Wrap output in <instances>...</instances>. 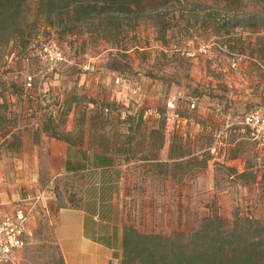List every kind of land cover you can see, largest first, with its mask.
Listing matches in <instances>:
<instances>
[{
  "label": "rangeland",
  "instance_id": "374dc122",
  "mask_svg": "<svg viewBox=\"0 0 264 264\" xmlns=\"http://www.w3.org/2000/svg\"><path fill=\"white\" fill-rule=\"evenodd\" d=\"M37 3L27 0L19 35L0 49V166L8 184L15 186L34 143L57 137L111 150L126 163V229L155 235L159 218L164 231L174 202L180 227L157 234L187 240L210 216L225 227L264 219V144L235 125L225 136L206 120L213 105L219 118L230 109V122L264 107V0H141L129 14L111 15V25L104 16L75 33L50 26ZM48 42L69 61L59 76L26 90L23 74L48 66L34 55ZM136 114L143 121L131 128ZM228 155L245 171L231 172ZM11 264H64L54 220L35 227Z\"/></svg>",
  "mask_w": 264,
  "mask_h": 264
},
{
  "label": "crops",
  "instance_id": "0c3cea01",
  "mask_svg": "<svg viewBox=\"0 0 264 264\" xmlns=\"http://www.w3.org/2000/svg\"><path fill=\"white\" fill-rule=\"evenodd\" d=\"M51 76L53 79L59 76V73L55 71ZM46 84L47 82L43 86ZM39 86L35 84V88ZM25 89L27 90L26 87ZM255 108H262L264 111V107L260 105L250 111ZM207 111V123L225 136L229 135L235 126L242 131H250L238 123L233 124L235 126H228L231 124L230 109L221 112V118L215 114L214 105ZM245 113L247 112H241V115ZM183 120L186 121L187 118ZM226 161L231 172L245 171L239 157L228 155ZM5 169L4 165L0 166V221L6 215L15 213L20 205L19 199L27 194L45 191L36 218L28 224L26 246L31 242L35 227L42 223L44 218H48L54 220L55 236L64 264H122L127 226L125 218L127 165L115 152L95 148L87 142L44 137L33 144L30 160L25 163V168L23 169L22 165L17 168L21 170H17L18 178L14 187L7 183ZM185 181L186 184L189 183L188 179ZM193 182L191 179L189 183L192 188L195 187ZM208 182L209 186H213L211 174ZM194 198L195 194H192L190 199ZM174 203L177 206L174 221L170 222V219L168 222L164 221L167 229L163 231L160 227L163 222L158 218L154 221L157 228L153 233L171 235L176 227H180L181 208L179 202ZM170 206L169 203L168 211ZM161 213L159 207L158 215ZM186 218H189L188 214L185 215ZM134 227L138 228L139 225ZM21 249L15 251V257Z\"/></svg>",
  "mask_w": 264,
  "mask_h": 264
},
{
  "label": "trees",
  "instance_id": "16d2710c",
  "mask_svg": "<svg viewBox=\"0 0 264 264\" xmlns=\"http://www.w3.org/2000/svg\"><path fill=\"white\" fill-rule=\"evenodd\" d=\"M26 2L0 0V49L19 35V19ZM140 4L141 0H38L37 13L50 26L75 33L76 28L104 16L109 26L113 23L111 15L129 14ZM142 118V114L131 116V128L140 127ZM161 124L158 129L165 127L164 121ZM156 131L152 128L150 133ZM177 236L146 234L129 227L122 264H133L134 260L139 264H264V219L245 217L225 227L221 217L210 216L187 240Z\"/></svg>",
  "mask_w": 264,
  "mask_h": 264
},
{
  "label": "built area",
  "instance_id": "2783aa9c",
  "mask_svg": "<svg viewBox=\"0 0 264 264\" xmlns=\"http://www.w3.org/2000/svg\"><path fill=\"white\" fill-rule=\"evenodd\" d=\"M37 55L43 61H46L48 66L46 70H39L37 73L26 72L23 74L24 83L27 89L35 87V83L43 81L49 73H53L66 64L69 59L56 42H48L42 48L36 51ZM31 58L26 57L29 61ZM118 82L120 79L117 80ZM136 94L137 88L132 89ZM168 107H175L172 101L168 102ZM196 102L192 101L190 108H195ZM240 124L251 131L252 136L264 144V111L262 108H255L250 112L235 118L231 124ZM45 191L38 194H27L19 199V207L12 215H6L0 221V263L11 264L15 260V251L25 247L28 243L27 235L28 224L34 220L38 214V207L43 199Z\"/></svg>",
  "mask_w": 264,
  "mask_h": 264
}]
</instances>
